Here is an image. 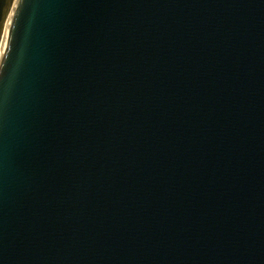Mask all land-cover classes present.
Returning a JSON list of instances; mask_svg holds the SVG:
<instances>
[{"label": "water", "instance_id": "1", "mask_svg": "<svg viewBox=\"0 0 264 264\" xmlns=\"http://www.w3.org/2000/svg\"><path fill=\"white\" fill-rule=\"evenodd\" d=\"M0 264H264V0H18Z\"/></svg>", "mask_w": 264, "mask_h": 264}, {"label": "bare ground", "instance_id": "2", "mask_svg": "<svg viewBox=\"0 0 264 264\" xmlns=\"http://www.w3.org/2000/svg\"><path fill=\"white\" fill-rule=\"evenodd\" d=\"M18 0H7V8L3 11V18L0 22V55L3 56L5 51L7 35L10 27V23L12 20V16L14 14V10L16 8Z\"/></svg>", "mask_w": 264, "mask_h": 264}, {"label": "rangeland", "instance_id": "3", "mask_svg": "<svg viewBox=\"0 0 264 264\" xmlns=\"http://www.w3.org/2000/svg\"><path fill=\"white\" fill-rule=\"evenodd\" d=\"M0 59H1V55H0Z\"/></svg>", "mask_w": 264, "mask_h": 264}]
</instances>
